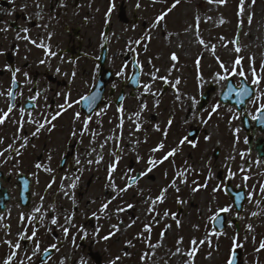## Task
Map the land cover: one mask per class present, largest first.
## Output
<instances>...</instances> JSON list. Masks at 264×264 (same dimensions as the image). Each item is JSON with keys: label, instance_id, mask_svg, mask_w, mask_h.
<instances>
[{"label": "flooded vegetation", "instance_id": "flooded-vegetation-1", "mask_svg": "<svg viewBox=\"0 0 264 264\" xmlns=\"http://www.w3.org/2000/svg\"><path fill=\"white\" fill-rule=\"evenodd\" d=\"M137 2L140 3V8L136 7ZM113 3L115 5L113 10L106 16L110 4ZM171 3L167 4L166 11ZM37 4L40 7H37ZM160 7L157 0L155 3L153 0H64V7L58 5V0H0V29L8 28L7 32L0 31V52L4 53L0 55V91L6 92L11 88L16 96L15 101H10L6 96H0V109L3 111L8 110L10 102L16 105L9 118L3 125H0V138L3 139L0 151H4L9 144L19 148L20 141H14L17 125L13 121L20 119V107H31L33 103L37 105L32 111L33 118H39V114L45 111L43 99L35 102L30 100L36 88L26 82L24 72H27L34 82H39L38 88L41 91L48 89L47 103L52 106L47 109L49 115L54 113L57 104L64 101L63 96L55 95L56 92L70 89L73 101L79 100L81 96L98 94L91 113L88 112L85 102L79 105L74 104L53 122L55 129L51 133L42 130L38 137L30 138L28 146L20 149L23 153L21 156L5 152L4 156L0 157V216L4 217L0 220V264H3L12 251L4 241L10 240L15 244L17 234L24 230L25 225H27V233L31 234L32 227L27 219L24 224H21L19 217L21 213H24L25 217L30 215L32 210L41 204V196L45 198L44 209L55 204L56 215L61 217L59 223H63L62 213L65 210L71 212L73 205L59 190L61 177L76 171L73 154L80 157L81 166L84 167L86 150L90 148H95L96 152L88 158L96 159L102 151L104 159L99 165L93 164L85 167L84 174L75 189V198L79 204L75 223L84 224L89 232H94L96 226L99 225L101 227L100 236L96 237L99 242H94L91 235L87 241H81L77 236L79 248L75 249L72 247L73 233L70 231L63 247L59 252L53 250L52 258L47 261V264H59L60 259L65 256L71 257V264H76L81 256L88 261V264H109V261L117 256L120 259L116 264H173L171 256L163 254L164 245L168 250L170 249L167 244L168 240L164 241L162 237L159 238L163 232L160 213L161 211L163 213L165 207L157 203L154 213L148 214L146 199L150 197L154 200L160 194L161 189L167 187L175 178L176 172L185 167V161L196 169L195 173L188 176L189 185L193 179L203 184L209 172L213 174V179L208 180L207 189H202L195 194L191 192V188L189 190L190 208L188 212L192 221L200 220L198 221L201 228L200 236L214 231L213 220H210V217L219 208L234 205L229 192L222 190L213 193L214 186L221 185L226 189V186L230 184L235 189V193L244 190L245 194L249 192L253 194L251 203L244 199L239 202V209L233 206L231 212L222 213L225 214L223 234L218 237L213 235V247L221 252L220 255H216L218 261L215 264H227L230 251L236 257L235 264H264V250L256 251L259 243L264 240V229L260 228L264 224V199L260 196V184L264 183V175L261 173H264V169L260 170L255 163L259 158L264 164V124L260 123V126L257 122L252 123L251 138L247 137L242 126L236 128L239 129L238 132L235 128L229 132L224 127L214 128L213 132L200 129L199 125L203 123L193 118L192 101L189 99L196 100L197 98L194 79L184 80L185 83L190 82V84H183L180 90L184 98L188 97V101L186 103L174 101L178 87L162 82L163 75L159 71V64L155 62L156 54L160 51L157 40L158 32L162 26L169 27L170 24V21L165 24L164 20L155 24L156 17L163 12ZM37 13H39V18ZM28 17H31V20ZM38 25H46V27ZM22 27L30 29L28 35L32 39H37L39 36L51 45L52 51L57 52L58 55L50 61L51 71H48L45 65L39 64V60L45 58L43 49L29 44L26 40L15 38ZM49 33H51L50 40L48 39ZM20 34L24 35L22 32ZM146 36L149 39H145ZM137 40L140 41L139 44L135 43ZM61 57H63V62H61ZM68 61H73V63H68ZM6 65H11L13 69H21L16 75V84L12 83V72L6 70ZM124 65L127 67L125 68ZM57 66L61 67L59 75L55 74ZM73 69L77 75L69 85L67 81L71 78ZM122 69L123 75H117ZM63 73H68V76H64ZM153 75L156 77L155 80L151 78ZM113 84L116 85L114 89ZM144 85H151L150 93H156V95L145 93ZM255 89L257 95L264 93V88L260 89L259 86L258 88L255 86ZM157 101H159L158 104ZM142 105H146L143 111H141ZM121 107L123 108L122 113L118 111ZM203 110L195 105V115L198 113L201 119H206L205 114L207 113ZM75 112L81 113L80 120H73ZM97 112L100 113L99 116L96 115ZM136 113H140V116L137 117ZM252 113L259 115L256 113V105H252ZM236 114L240 116L237 110ZM86 115L92 116L87 132L83 136L73 137L71 132L76 130L79 133L82 130L81 122ZM28 119L25 113L24 130L20 133L22 137L29 136L35 131V126L27 123ZM169 119L172 120L171 127H168ZM185 120H188V123H185ZM121 122L122 129L118 127ZM137 123L141 125L139 131H136ZM209 124L216 125L217 123L211 119L205 125ZM157 125L160 131L156 130ZM165 130L167 137L164 135ZM93 132L96 133L95 137L92 135ZM189 134H191L190 138L198 141L197 147L192 148L185 143L175 157H170L163 164H158L151 173L139 179L138 183L129 188L127 192L117 196L108 208L110 219L107 216H101L98 221L85 218L91 217L92 211H96L99 215L100 205L116 194L111 186L105 187L108 183L107 165L114 160L111 153L119 151L115 137H120L118 143L119 148L122 149L119 164L112 173L117 189H119L128 182V177L125 176L128 169H134L129 173L131 176L139 174L146 169V161L149 157L159 161L165 152L175 148L180 139ZM208 134H211L212 138L205 141L204 136ZM108 137H113V139L109 140L101 150L99 145L104 143ZM161 142L164 144V149L153 153L151 150ZM33 144L35 147L32 146ZM133 145L135 151H133ZM65 153L70 154L65 155ZM240 153L246 154L244 159H241ZM10 155L11 159L8 158ZM49 155H51V160L48 159ZM137 155L141 157L139 163L136 162ZM230 157H235V159H230ZM62 158L66 163L62 162ZM17 161L19 163H16ZM37 163L51 168L52 172L44 171L43 168L36 169ZM209 163L210 169L207 166ZM249 164H251L250 171L245 173L239 171L241 166L248 169ZM228 169L236 173L234 178H227ZM245 174L251 177L246 186L242 179ZM53 176L56 178L55 183L50 190L46 191ZM25 181L27 186H25ZM68 183L69 181H64L65 186ZM177 196L180 198V193L177 194L171 188L165 194V198L168 199H177ZM196 196L207 199L211 211L207 209L206 212H197ZM213 197H215V202H213ZM90 198L96 203L89 206ZM257 200H260L259 206L256 205ZM127 204H133L135 207L112 215L118 206ZM172 204L173 202L166 209L174 211L175 208L176 215H179L182 211L179 204ZM237 212L242 219H237ZM252 212H259L260 216L252 217ZM51 216L52 213L48 212L44 221L45 227H40L37 233L41 253L29 262L26 259L25 250L28 255H31L32 247L29 246L28 241H20V250L12 264H18L21 259L25 260V264H41L43 250L62 236V230L58 232L55 226L48 223ZM133 220L135 223L132 227H126ZM119 221H123L120 231L107 241L101 240L100 237L108 234L110 226ZM228 222H231L232 227L227 226ZM249 223L254 229L250 233L246 231V225ZM145 224L151 225V233L144 231ZM5 225L10 227L6 228ZM48 227H51V233L46 230ZM236 233H239L237 242L243 247L234 249L232 237ZM246 235L247 240L244 239ZM149 236L150 242L154 245L158 244V247L148 248L145 240ZM128 241H131V247L128 246ZM31 243L34 246L35 241ZM146 251L153 252L154 255L151 260L141 261V255ZM125 252L128 255H124ZM45 259H47L46 255ZM196 262L194 261V264ZM65 264H69L68 260H65Z\"/></svg>", "mask_w": 264, "mask_h": 264}, {"label": "snow or ice", "instance_id": "snow-or-ice-1", "mask_svg": "<svg viewBox=\"0 0 264 264\" xmlns=\"http://www.w3.org/2000/svg\"><path fill=\"white\" fill-rule=\"evenodd\" d=\"M153 2L155 3V0H153ZM208 3H218V4H224L226 3V0H207ZM252 2L254 3L255 0H252ZM179 3V0H175V3L172 5V7H175L176 4ZM58 5L60 7H64V0H58ZM244 5V0H241L240 6H239V14H242L244 11L243 8ZM114 3L110 4V7L108 9V13H106V16H108L111 11L114 8ZM37 7H40L39 4H37ZM137 8H140V3L137 2L136 4ZM172 9L169 8L166 12H162L159 16L156 17V21L155 24H159V22L163 21L165 16L167 15L168 12H170ZM37 17L39 18V13H37ZM29 20H31V17H28ZM208 19H211V17H209ZM199 20V18L197 17V21ZM221 23H223V20H221ZM249 23H251V16L249 17ZM154 24V26H155ZM40 26V25H38ZM40 27H46L45 26H40ZM198 27V24H197ZM0 31L2 32H7L8 28L5 27L3 29H0ZM30 29L27 27H22L20 29L19 32H17L16 35V39L17 40H26L28 41L29 44L43 49L44 53H45V58H42L39 60V64L40 65H45L47 67L48 71H51V58L56 57L58 54L55 51H52L51 49V45L46 43L44 41V39H41L39 36L37 37V39H32L28 33H29ZM24 33V35H21L20 33ZM48 39H51V33H49L48 35ZM145 39H149V37H145ZM39 40V42H38ZM201 44L204 43V41L201 39L199 41ZM136 44H139L140 41L137 40L135 41ZM233 43H235V41H233ZM18 50V48H17ZM213 50H214V46H213ZM235 51L237 53H239L241 51V49L237 46L235 48ZM3 52H0V55H3ZM173 60H176L177 57L175 56V54L172 55L171 57ZM25 59H27V57H25ZM242 57H237V59L233 62V64L231 65V67H226L222 62L219 63V66L221 69H223V74L218 73L217 77H216V82L219 83L220 81H227L229 79V76H239L242 77L243 79L239 82V91L236 90V88L232 87L231 84H229L227 86V93H221V98L222 99H228L229 95H231L233 92H236V95L238 97L237 99V103L238 104H242L244 103V98L245 97H253L251 99V103L253 105H256V113H258L259 115H253L252 119L255 121H259L261 124H264V93H260L259 95H256V89H252L250 88L249 82H248V77L247 74L245 73L243 66H242ZM250 67H249V71L252 75V80H251V85H255L258 86L261 84V80L262 77L259 76L256 72V68H255V60L254 57H250ZM61 62H63V57H61ZM68 63H73V61H68ZM197 63H199V61H197ZM139 66V65H137ZM124 67L126 68L127 65H124ZM239 67V71H237V68ZM6 70H9L12 72V83L16 84L17 83V79H16V75L17 73H19L21 71L20 68H14L11 65H6L5 66ZM261 69L264 70V64L261 65ZM158 71V70H157ZM55 74L59 75L61 74V67L57 66L55 68ZM64 76H68V73H63ZM76 71L75 69L72 70L71 72V78L67 81L69 85L72 84L73 80L76 78ZM117 75H123V69L121 70L120 73H117ZM23 76L26 78V82L28 84H32L33 87L36 88L35 93L30 97V100L35 102L37 100L43 99L44 101V107H45V111L41 112L39 114V118H33L32 117V111L37 107V105H35L33 103V105L31 107H20L19 111L21 113V117L18 121H13L16 125H17V132L16 135L14 136V141L19 140L20 144H19V148L14 147L13 144H9L8 147L6 149H4V151H0V157L4 156L5 152H9L11 154H14L15 156H21L23 153L20 151V149L26 148L28 146V142L30 138H36L38 137V135L41 133V131H45L48 133H51L54 129H55V124L53 123L54 121H56L60 116H62L65 112L68 111V109L72 108L75 105H79L81 104V102H85L88 112L91 113L93 106L95 105L97 98H98V94H90L87 96H81L79 100H75L73 101L71 98V90H67V91H63V92H56L55 95L57 97L63 96L64 97V101L63 103H59L55 106V111L53 114L49 115L47 113V109L51 108L52 106L49 105L47 103L48 100V89L45 88L43 91H41L38 88V81H33L30 77L29 74L27 72L23 73ZM153 80L156 79V77L153 75L151 77ZM161 79H163L166 83L167 78L162 77ZM180 81L176 80L175 83L172 85L173 87H175L176 84H179ZM113 89L116 87L115 84L112 85ZM144 92L145 93H150V88L151 85H144ZM29 91H31V89H29ZM151 95L155 96L156 93H150ZM20 95H22V93H20ZM0 96H6V98H8L10 101H15L16 96L14 95L13 90L10 88L8 89L6 92L0 91ZM179 94H177V99H179ZM192 101V109H193V118L200 120L201 123L203 124H208V122L212 119V116L214 114H218L219 109H220V103H216L211 107V110H207L204 109L203 111H207L208 115L206 119H201L199 116L195 115V105L199 103V101L195 100L194 98H189ZM159 103V101H157V104ZM16 108L15 103L10 102L8 105V110L7 111H3L2 109H0V125H3L5 123V121L9 118L10 113L13 112V110ZM144 108H146V105H142L141 107V111L144 110ZM118 111H120L121 113L123 112V108H119ZM229 112L232 111L231 108L228 109ZM25 113H27L29 119L27 120V123L32 124L35 126V131L31 132L29 136H21L20 133L24 130V124H25V120H24V115ZM97 116L100 115L99 112L96 113ZM137 117L140 116V113H136ZM234 119H239V116H234ZM81 119V113L80 112H75L74 116H73V120H80ZM122 117H121V121H122ZM92 120V116L91 115H86V117L83 119V121L81 122V126H82V130L77 133L76 130H73L71 132V135L73 137L80 135L83 136L85 134V132H87L88 130V125ZM185 123H188V120H185ZM172 125V120L169 119L168 120V127H171ZM118 127H120L122 129L123 124L121 122L120 125H118ZM141 128V125L139 123H137L136 125V131H139ZM156 130L160 131L159 125L156 126ZM236 131L238 132L239 129H236ZM93 137L96 136V133L93 132L92 133ZM165 137H167V131L165 130L164 132ZM191 134L189 135H185L183 136L179 143L177 144V146L175 148H172L170 150H168L167 152H165L161 158L159 159V161H157L156 159L149 157V159L146 161L147 167L146 169H144L143 171H141L139 174L135 175V176H131L129 175V173L133 172L134 169H128V171L125 173V176L128 177V182L125 184L124 187L117 189V186L115 184V181L112 177V173L115 172L117 165L119 164V161L121 159V153H122V149L119 148V139L120 137H115V139L117 140V144L116 147L117 149H119V151H113L111 153V155L114 157V160L111 164L107 165V171H108V176H107V180L108 183L105 184V187H109L111 186L112 190L116 193L115 195H113L111 198L107 199L104 203H102L99 207V215L97 214L96 211H92L91 213V217H85L86 219H96L97 221L101 219V216H107L109 219L111 218L108 215V208L109 205L112 203L113 200L116 199L117 196L121 195L124 192H127L129 188L133 187L136 183H138L139 179H141L144 176H147L149 173H151L153 171V168L158 166V164H163L165 161L169 160L170 157H175L177 152L180 150V148L185 144H189L192 148H196L198 141H196L194 138H190ZM211 134L205 135L204 136V140L205 141H209L211 140ZM113 137H108L106 138L105 142L100 144L99 147L101 150L104 149L105 144L108 143L109 140H112ZM245 142L247 143V138L245 139ZM3 143V139L0 138V144ZM136 143H139V141H136ZM33 147H35V145H32ZM133 147V151H135V147L134 145ZM164 149V144L163 142H161L160 144H158L155 148H153L151 151L153 153L155 152H160L161 150ZM96 152L95 148H90L86 150V158L84 163V167H82V161L80 159L79 156L74 155L73 154V164L75 166L76 171L70 175H64L61 177V184H60V192L63 193V196L67 199H69L72 202L73 205V210L71 212H68L67 210H65L62 213V219H63V223H59V220L61 219V217L56 215V206L55 204L49 205V207L47 209H44L43 207V202H44V197L41 196L40 197V201L41 204L37 207H35L31 214L28 215L27 217H25L24 213L20 214L19 220L21 222V224H24L25 220L27 219L28 224L31 225L32 227V232L29 235L27 233V225H25L24 230L19 232L17 234L18 238H17V242L15 244L12 243V241L10 240H6L4 241V243L8 244L9 247L12 249L11 254L8 255L6 257V259L3 261V264H12V261L15 260L18 251L20 250L21 244L20 241H28L29 242V246L32 247V252L31 255L27 254V250H25V256L26 259L31 262L33 261V258L36 257L38 254L41 253V244L40 241L37 237V233L39 231L40 227H45L44 221H45V217L47 215L48 212L52 213L51 219L49 220V224L52 226H55L57 231L59 232L60 230H62V236L58 237L55 243L50 244L47 248H45L43 250L44 255L41 256V264H47L48 260H51L52 258V252L53 250H55V252H59L60 248L63 247L64 243L67 241L68 237H69V233L70 231H72V247L75 249L79 248V244H77V236H79L81 241H87L88 237L91 235L93 238L94 242H99L98 240H96V237L100 236V231H101V227L99 225L96 226L95 231L94 232H89L87 230V228L84 226V224H77L75 223V217H76V212L79 209V204L76 201L75 198V189L77 188L81 176H83L84 171H85V167H90L93 164H97L99 165L101 163V161H103L104 159V155L103 152L101 151V153H99L96 157V159H91L88 157L92 156V153ZM70 153H65V155H68ZM245 153H240L241 159H244L245 157ZM9 159L12 158V156L10 155L8 157ZM48 159L51 160V155L48 156ZM141 157L139 155L136 156V162L139 163L140 162ZM230 159H235V157H230ZM62 162L66 163V161L63 160L62 158ZM16 163H19V161H17ZM257 166L260 165L261 160L258 158L257 161L255 162ZM185 167L176 172L175 178L171 181V183L161 189L160 194L153 200L150 197L146 199V203H149V207L147 209L148 214H153L155 211V205L157 203H162L164 198H165V194L168 192V189L171 188L173 189L177 194L180 193L181 191V187L180 185H186L188 184V176L191 175L192 173L196 172V169L194 167H192L191 165H188L187 161L184 162ZM210 169V163L209 165H207ZM227 167V166H225ZM36 169H42L44 171H47L49 173L52 172L51 168L48 167H44L41 163H37L35 165ZM251 170V164H249L248 169H245L243 166L240 167L239 171L241 173H245L246 171H250ZM229 171V175H228V179H232L235 177L236 173L232 172L231 169H228ZM199 174V173H197ZM33 175H36V173H33ZM165 175H167V173H165ZM261 175H264V173H261ZM213 179V174L211 173V171L209 172V175L206 177V180L203 184L199 183L196 179H193L191 182V185H189V187L191 188V192L193 194L201 191L202 189H207L208 187V180ZM243 181H244V185H247V181L249 179H251V177L247 174H245L243 176ZM56 178L53 176L52 180L48 183L46 191L50 190L52 188V185L55 183ZM177 180H179V184L177 183ZM64 181H69V183L65 186ZM38 182V181H37ZM25 186H27V182L25 181ZM222 190H226L224 188L221 187V185H216L212 188V192L213 193H217L220 192ZM252 193L249 192L247 194H245L244 192H240L237 194L235 201H236V205L239 206V202L241 200L247 199V201L249 203L252 202ZM260 196L261 199H264V183L260 184ZM213 202H215V197H213ZM96 201L92 200L91 198L88 201L89 206L91 204H95ZM177 203L178 204H183L186 203V201L181 200L179 198V196H177ZM260 204V200L256 201V205L259 206ZM135 206L133 204H127L126 206H118L115 211L112 213V215H117L121 212H125L129 209H133ZM232 205L229 206H225L222 208H219L211 217L210 220H213L216 222V224L221 225V228L223 227L224 224V219L223 217H221V213H229L232 210ZM90 210V209H89ZM211 211V209H209ZM156 215H159V213H156ZM165 216L168 215L167 212L164 213ZM237 219H242V217H240L239 213H236ZM252 217H258L260 216L259 212H252L251 213ZM173 219L176 220L177 226H180V221L176 218L175 215L172 216ZM4 217L0 216V220H3ZM138 219V218H137ZM153 219L155 220V216L153 217ZM158 223V221H155ZM135 223V220L132 221V223L126 225V227L130 228L132 227V225ZM123 224V221H119L116 224H112L110 226V230L108 232L107 235H104L102 237H100L101 240L107 241L109 239H111L113 236L116 235L117 232L120 231V225ZM39 225V227L37 226ZM228 227H232L231 222H228L227 224ZM6 228L10 227L8 225H5ZM170 225L167 226V229H170ZM49 233H51L52 229L51 227H48L46 229ZM253 226L251 223L246 225V231L247 232H252ZM144 231L151 233V225L149 224H145L144 226ZM223 232L220 230H214L211 235H216L217 237L219 235H222ZM142 235V234H141ZM164 233H161V237L163 238ZM238 238H239V233H236V235H234L232 237V241H233V248H241L243 247L242 244L238 243ZM150 236L148 238H146L145 243H147L148 248L149 249H154L156 247H158L159 245L156 244H152L150 242ZM245 240L248 239L247 235L244 237ZM253 240H255V237H253ZM32 241H35L34 246L32 245ZM183 242V238L181 237L178 241L177 244H181ZM205 243V240H200L199 242H197L195 239H193L191 241V245L192 247L190 248V250L187 253H183L180 249V247H177L176 252L172 253L173 256L180 254V255H186L187 257L190 258L189 261H186L185 264H194V259H195V255L198 251V245H203ZM207 243L209 245V247H211V239L207 238ZM128 246L131 247V241L127 242ZM261 250H264V240H262L259 243V246L256 248L257 252H260ZM45 255L47 257V259H45ZM124 255H128V253H124ZM152 255H154L153 252L150 251H146L141 255V261L144 260H151ZM209 256H211V253H209ZM120 259L119 256H117L115 259L109 261V264H116V262ZM65 260H68L69 264H71V257L65 256L64 258L60 259L59 264H65ZM236 261V257L235 255L230 251V255H229V259L227 261V264H235ZM18 264H25V260L21 259ZM76 264H88V261L81 256L80 259L76 262Z\"/></svg>", "mask_w": 264, "mask_h": 264}, {"label": "rangeland", "instance_id": "rangeland-1", "mask_svg": "<svg viewBox=\"0 0 264 264\" xmlns=\"http://www.w3.org/2000/svg\"><path fill=\"white\" fill-rule=\"evenodd\" d=\"M157 1L161 5L162 11L165 12L170 0ZM240 3L241 0H226L224 4H210L207 0H180L178 6L170 12L169 16L166 15L164 18L165 24L170 21L169 27L162 26L157 35L160 51L157 53L156 62L160 65L163 76L172 80L195 79L196 89L199 91L204 90L206 85L212 84L214 88L212 96L216 97L226 84V81L216 82L217 74H223V69L220 68L219 63L222 62L230 68L239 56L243 58L242 66L250 81L252 75L249 71V58L254 57L256 72L259 68L262 82H264V70L261 69V65L264 64V0H255L254 3L252 0H244V11L238 15ZM250 16L251 23H249ZM197 17L199 18L198 21ZM209 17L211 19H208ZM238 28L240 30L236 44L233 41H236ZM201 39L204 41L203 44L199 42ZM237 46L241 49L239 53L235 51ZM173 54L177 57L176 60L171 58ZM237 71H239V67ZM238 77L229 76L233 80H237ZM181 99L179 100L181 101ZM184 100L188 101L186 98ZM211 107L212 104L208 110ZM227 112L230 116L231 112L228 109ZM218 115H221V111L218 112L216 118H219ZM208 131L214 130L208 129ZM182 200L186 203H183L185 205L184 213L178 219L180 226H177L179 229L177 241L182 237L183 245L178 246L174 242L175 246L172 253L176 252L177 247H180L183 253L190 250L188 233L190 235L191 232L188 229L189 226L193 229V223L186 206L188 198ZM196 200L198 211L206 212L209 209L207 199L197 197ZM146 207H149V203ZM168 216L164 215V218L166 219ZM174 233L177 235L175 229ZM171 234L173 231L168 232L167 237H171ZM203 250L205 251L202 257H198L197 261L200 264H215L216 255L214 254L217 253L216 250L209 247L207 242ZM196 255L199 256L200 254L197 252ZM179 260L180 264H185V261L190 259L186 255L180 254L171 258L173 264H179Z\"/></svg>", "mask_w": 264, "mask_h": 264}, {"label": "water", "instance_id": "water-1", "mask_svg": "<svg viewBox=\"0 0 264 264\" xmlns=\"http://www.w3.org/2000/svg\"><path fill=\"white\" fill-rule=\"evenodd\" d=\"M231 97H232V94L229 95L228 99H225V100H226V101H229V102H232V103H234V102L236 103V100H237L236 98H237V97H236L235 95H234L233 98H231Z\"/></svg>", "mask_w": 264, "mask_h": 264}]
</instances>
